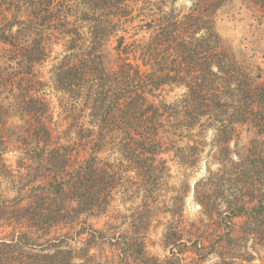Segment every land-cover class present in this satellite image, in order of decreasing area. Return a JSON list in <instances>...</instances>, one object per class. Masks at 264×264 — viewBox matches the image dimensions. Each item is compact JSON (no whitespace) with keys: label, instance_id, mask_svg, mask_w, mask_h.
<instances>
[{"label":"trees","instance_id":"16d2710c","mask_svg":"<svg viewBox=\"0 0 264 264\" xmlns=\"http://www.w3.org/2000/svg\"><path fill=\"white\" fill-rule=\"evenodd\" d=\"M177 1L0 0V220L13 230L0 264H157L148 217L170 162L205 174L198 220L172 210L168 247L186 244L194 264H264V75L219 31L229 0ZM240 1L264 14V0ZM117 197L139 213L113 241L86 217ZM53 228L45 253L28 251V234ZM85 234L116 261L89 255Z\"/></svg>","mask_w":264,"mask_h":264},{"label":"rangeland","instance_id":"374dc122","mask_svg":"<svg viewBox=\"0 0 264 264\" xmlns=\"http://www.w3.org/2000/svg\"><path fill=\"white\" fill-rule=\"evenodd\" d=\"M187 6H190L189 0H178L176 3L177 8ZM218 19L219 31L236 58L240 62H247L251 65L254 73L257 72V69H260L264 75V14L240 0H229L220 9ZM179 95L180 92L175 91L168 95L167 100L174 101ZM207 135L208 139L212 136L211 132ZM4 159L7 166L12 169L16 168L17 159L15 155H5ZM169 167L171 168L170 173L164 179L165 186L157 193L160 196L157 201L152 203L150 209L146 251L149 257L157 261V264H194L192 261L194 256L191 255V250L187 249L186 244L177 245L172 251V247H168L162 236L165 227L171 221V211L178 207L182 208L183 216L187 221L194 222L198 220L200 207L194 201L193 188L195 183L205 174V163L200 164L198 171L188 173L180 171V168L173 162L169 163ZM186 179H188V184L185 181ZM4 184L5 181L0 178V189ZM177 195L182 197L181 201H172L171 199H174ZM137 205L138 202H125L117 197L115 202L111 204L106 216L100 218L86 217V219L95 229L101 230L105 234L116 235L113 241H116L117 238H128L135 235V219L137 218L136 214L139 213ZM84 219L85 217H82L81 220ZM7 224L9 226V223L4 219L0 220V239H9L13 234V230ZM78 230H80V227L77 228ZM28 236L27 241L33 244L31 245L33 249H28V251L45 253V250L41 248L46 240L55 237V229L53 228L48 235L36 230ZM80 237L88 247L94 248L88 235L76 236V240ZM73 247H76L77 256L78 253H83L77 245L74 244ZM96 252H104V255L110 258L112 262L116 261V251L109 245H104L101 249L96 247L90 251L89 255ZM95 262L107 263L106 258H104V262L103 259L101 262L97 259ZM205 264H215V258H208ZM256 264H262V262L257 258Z\"/></svg>","mask_w":264,"mask_h":264}]
</instances>
